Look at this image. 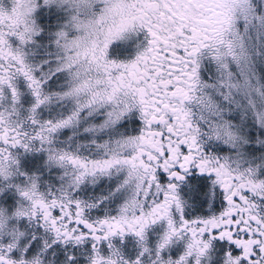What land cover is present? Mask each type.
<instances>
[{
	"label": "snow or ice",
	"instance_id": "obj_1",
	"mask_svg": "<svg viewBox=\"0 0 264 264\" xmlns=\"http://www.w3.org/2000/svg\"><path fill=\"white\" fill-rule=\"evenodd\" d=\"M0 264H264V0H0Z\"/></svg>",
	"mask_w": 264,
	"mask_h": 264
}]
</instances>
